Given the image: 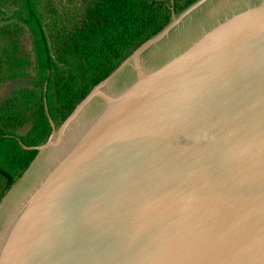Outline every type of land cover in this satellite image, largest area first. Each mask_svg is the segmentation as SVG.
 Here are the masks:
<instances>
[{
	"label": "water",
	"instance_id": "water-1",
	"mask_svg": "<svg viewBox=\"0 0 264 264\" xmlns=\"http://www.w3.org/2000/svg\"><path fill=\"white\" fill-rule=\"evenodd\" d=\"M143 56L149 66L129 84L102 88ZM95 104L13 223L0 264H264V0L172 8L60 126L49 116L52 133L29 148L37 155L0 200V221Z\"/></svg>",
	"mask_w": 264,
	"mask_h": 264
},
{
	"label": "trees",
	"instance_id": "trees-1",
	"mask_svg": "<svg viewBox=\"0 0 264 264\" xmlns=\"http://www.w3.org/2000/svg\"><path fill=\"white\" fill-rule=\"evenodd\" d=\"M198 0H0V200L93 88ZM33 50L24 53V36ZM49 114V115H48ZM30 126L26 134L18 129Z\"/></svg>",
	"mask_w": 264,
	"mask_h": 264
},
{
	"label": "bare ground",
	"instance_id": "bare-ground-1",
	"mask_svg": "<svg viewBox=\"0 0 264 264\" xmlns=\"http://www.w3.org/2000/svg\"><path fill=\"white\" fill-rule=\"evenodd\" d=\"M148 61V57L143 56L140 63H134L130 68L127 69L124 67L125 70L121 71L120 75L116 77V79H119V82H116L115 84V82L112 81L111 83L104 85L102 88L111 92H115L116 89L120 88L121 86L129 84L142 68L144 69L149 66V64H147ZM101 103H103L101 100L96 101V104ZM96 104L85 114H83L79 122L74 126L73 129H71L69 134H67L66 137L62 139L57 147L52 148L50 151H45L39 164L35 167L33 172L30 173L28 178H26V180L20 184L13 197L9 200L0 221V250L2 249L3 244L10 233L13 223L18 217L19 213L22 211L23 207L31 198L34 190L41 183L42 179L49 172V170L56 165V163L65 155L66 152L69 151L70 147L74 144L78 136L85 131V128L87 129L90 126L91 122L96 117V114L99 112L96 111L97 109L94 110V108H96Z\"/></svg>",
	"mask_w": 264,
	"mask_h": 264
},
{
	"label": "rangeland",
	"instance_id": "rangeland-1",
	"mask_svg": "<svg viewBox=\"0 0 264 264\" xmlns=\"http://www.w3.org/2000/svg\"><path fill=\"white\" fill-rule=\"evenodd\" d=\"M66 2V0H64ZM22 49L24 53L30 54L33 50L32 41L30 40L29 34L24 36V42L22 44ZM31 86L30 83L26 81H12L5 84L0 85V105L10 96L12 93L18 89L20 86ZM30 129V126H26L24 128H20L17 130L20 134H26Z\"/></svg>",
	"mask_w": 264,
	"mask_h": 264
}]
</instances>
